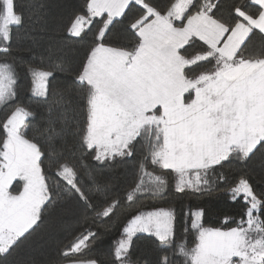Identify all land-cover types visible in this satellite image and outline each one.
<instances>
[{
	"label": "snow or ice",
	"instance_id": "1",
	"mask_svg": "<svg viewBox=\"0 0 264 264\" xmlns=\"http://www.w3.org/2000/svg\"><path fill=\"white\" fill-rule=\"evenodd\" d=\"M23 23L16 0H0V106L18 95L10 28ZM117 33L131 45L119 43ZM256 34L264 42V0L227 8L222 0H172L164 7L153 0H88L68 29L71 38L91 35L72 79L84 104L83 120L74 117L71 134L98 166L132 158L143 144L140 174L120 189L98 185L94 176L91 187L81 183L68 163L52 162L46 171L45 147L27 134L34 113L16 106L0 140V264L38 230L57 188L85 221L108 222L140 195L166 191L167 179L147 171L146 163L173 173L176 192H202L225 162H248L264 153V44L259 54L250 51ZM62 71L59 64L31 67V93L47 100L49 82ZM228 191L232 202L245 205L235 226L205 227L203 209L192 210L185 212L191 219L178 240L174 208L141 212L123 227L112 264H139L132 255L141 235L155 242L151 264H264V194L254 191L246 172ZM224 222L230 223L227 217ZM189 229L195 233L190 248L184 242ZM96 238L86 227L63 255L84 252Z\"/></svg>",
	"mask_w": 264,
	"mask_h": 264
},
{
	"label": "trees",
	"instance_id": "2",
	"mask_svg": "<svg viewBox=\"0 0 264 264\" xmlns=\"http://www.w3.org/2000/svg\"><path fill=\"white\" fill-rule=\"evenodd\" d=\"M88 0H16L17 12L24 17L22 26L10 28L14 61L20 74L18 95L10 105L0 106V140L4 138L2 124L16 106H21L34 115L27 121V134L38 139L45 147L50 157L45 163V170L52 162L68 163L78 171L81 183L88 184L89 177H95L98 185L105 183L123 189V187L138 178L140 164L146 153L143 144L137 145V155L132 158L117 159L108 166H98L88 153L82 152L78 137L71 134L75 130L74 117L83 120L80 109L84 104L82 94L72 85V79L79 67L84 53L91 40L71 38L68 29L76 15L86 11ZM154 3L167 6L172 0H153ZM226 6L233 3L247 4L248 0H222ZM255 6L249 11H255ZM227 15V13H225ZM119 43L130 46L132 41L124 33H117ZM264 44L258 34L250 46V51L259 54ZM59 64L64 71L57 72L49 82V96L43 100L34 96L31 89V67L47 68ZM76 108L73 112L71 109ZM246 165V167L244 166ZM147 171L159 174L167 179V189L163 194H142L138 200L127 208H121L114 219L108 222L100 218H89L85 221L80 211L65 198L64 192L57 188L55 203L47 206L43 213L42 223L38 230L23 244L6 264H73L74 261L96 260L97 264H112V253L116 242L122 236L123 227L128 220L141 212L157 208H174L176 210L177 239L181 237L182 229L190 223V216L185 212L203 209V224L205 227L227 229L235 226L240 220L245 205L238 199L232 202L228 188L234 186L238 177L246 172L254 191L264 194V153H257L248 162L233 160L218 168L216 175L211 176V188L202 192L186 190L184 193L175 191L176 177L150 162L145 164ZM51 179H56L55 173H48ZM223 176V179H217ZM63 183L62 181L60 182ZM16 185H14V189ZM264 218V213H261ZM230 223H225V218ZM97 233V238L91 246L82 253L64 256L63 251L73 242L85 228ZM195 233L188 230L184 234L187 247L194 245ZM156 256L153 238L141 235L135 240L132 259L139 264H151ZM179 261L178 256L172 257Z\"/></svg>",
	"mask_w": 264,
	"mask_h": 264
}]
</instances>
